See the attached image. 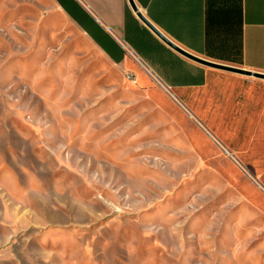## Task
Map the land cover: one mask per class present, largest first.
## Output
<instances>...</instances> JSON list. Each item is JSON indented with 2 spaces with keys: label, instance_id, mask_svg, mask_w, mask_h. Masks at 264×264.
Masks as SVG:
<instances>
[{
  "label": "rangeland",
  "instance_id": "1",
  "mask_svg": "<svg viewBox=\"0 0 264 264\" xmlns=\"http://www.w3.org/2000/svg\"><path fill=\"white\" fill-rule=\"evenodd\" d=\"M130 59L0 0V264H264V80Z\"/></svg>",
  "mask_w": 264,
  "mask_h": 264
},
{
  "label": "crops",
  "instance_id": "2",
  "mask_svg": "<svg viewBox=\"0 0 264 264\" xmlns=\"http://www.w3.org/2000/svg\"><path fill=\"white\" fill-rule=\"evenodd\" d=\"M53 1L113 63L129 66L132 56L127 48L170 89L205 83L210 69L162 43L138 20L127 0ZM133 1L156 28L185 50L213 62L264 73V0Z\"/></svg>",
  "mask_w": 264,
  "mask_h": 264
},
{
  "label": "water",
  "instance_id": "3",
  "mask_svg": "<svg viewBox=\"0 0 264 264\" xmlns=\"http://www.w3.org/2000/svg\"><path fill=\"white\" fill-rule=\"evenodd\" d=\"M128 4L135 14V16L138 18V20L146 27L148 28L162 43H164L167 47H169L171 50L179 54L180 56L184 57L185 59L194 62L198 65H201L203 67L209 68V69H214L222 72H227V73H233V74H238V75H243L247 77H253L256 79L264 80V73L262 72H257V71H250L246 70L240 67H235L231 65H226V64H221L217 62H213L210 60H207L205 58H202L198 55H195L181 46L177 45L174 43L172 40H170L167 36H165L158 28H156L149 20L148 18L140 11L138 6L133 0H127ZM185 111H187L184 106H182L175 98H173ZM202 127V126H201ZM204 129V128H203ZM204 131L221 147V149L226 153L227 155L229 152L206 130ZM233 161L237 163V161L231 157ZM253 180H255L254 177H252ZM261 187V186H260ZM264 189V188H261Z\"/></svg>",
  "mask_w": 264,
  "mask_h": 264
},
{
  "label": "built area",
  "instance_id": "4",
  "mask_svg": "<svg viewBox=\"0 0 264 264\" xmlns=\"http://www.w3.org/2000/svg\"><path fill=\"white\" fill-rule=\"evenodd\" d=\"M129 53V55H131V56H133L132 54H130V52H128ZM147 71V70H146ZM149 72V71H148Z\"/></svg>",
  "mask_w": 264,
  "mask_h": 264
}]
</instances>
